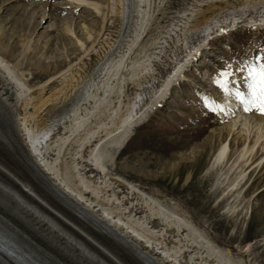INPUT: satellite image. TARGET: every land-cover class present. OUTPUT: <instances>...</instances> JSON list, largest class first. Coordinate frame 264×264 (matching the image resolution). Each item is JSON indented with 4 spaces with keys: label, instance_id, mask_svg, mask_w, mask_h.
I'll use <instances>...</instances> for the list:
<instances>
[{
    "label": "bare ground",
    "instance_id": "6f19581e",
    "mask_svg": "<svg viewBox=\"0 0 264 264\" xmlns=\"http://www.w3.org/2000/svg\"><path fill=\"white\" fill-rule=\"evenodd\" d=\"M71 2L101 22L93 35L83 27L89 47L73 37L84 50L76 63L32 88L19 61L0 53V213L19 230L0 224L54 264H235L109 163L184 78L195 51L238 25L264 26V0ZM54 107L69 110L48 120ZM240 121L232 119L211 167L227 157L234 131L232 145L247 133ZM245 155L243 147L238 156Z\"/></svg>",
    "mask_w": 264,
    "mask_h": 264
},
{
    "label": "rangeland",
    "instance_id": "374dc122",
    "mask_svg": "<svg viewBox=\"0 0 264 264\" xmlns=\"http://www.w3.org/2000/svg\"><path fill=\"white\" fill-rule=\"evenodd\" d=\"M71 1L0 0V53L9 62L19 61L17 73H28L32 88L78 61L84 50L75 47L73 37L90 45L83 27L92 35L100 30L99 17L89 8H73ZM87 1L101 4L104 0ZM240 26L195 51L183 66L184 78L174 81L134 127L124 147L114 152L109 169L168 211H176L173 214L194 227V236L225 249L238 261L235 264H264V131L258 120L264 114L255 108L244 111L239 100L213 83L218 71L231 64L229 87L234 81L236 88L245 90L243 74L235 69L250 57L264 56V26ZM203 96L214 99L223 111L208 110ZM54 108L48 120L69 110ZM235 117L247 132L242 139L263 137L256 146L250 138L241 143L240 137L232 145L238 130L234 131L227 140L231 145L227 157L211 167ZM243 147L246 155L240 159Z\"/></svg>",
    "mask_w": 264,
    "mask_h": 264
},
{
    "label": "snow or ice",
    "instance_id": "6c2138e0",
    "mask_svg": "<svg viewBox=\"0 0 264 264\" xmlns=\"http://www.w3.org/2000/svg\"><path fill=\"white\" fill-rule=\"evenodd\" d=\"M264 56L255 55L241 62L236 72L243 74L242 83L244 89L229 87V77L233 76L231 64H226L225 68L218 71L213 83L218 85L225 93L233 96L244 105V111H251L255 108L264 114ZM204 106L212 111H223V107L209 96H203Z\"/></svg>",
    "mask_w": 264,
    "mask_h": 264
},
{
    "label": "water",
    "instance_id": "95a60500",
    "mask_svg": "<svg viewBox=\"0 0 264 264\" xmlns=\"http://www.w3.org/2000/svg\"><path fill=\"white\" fill-rule=\"evenodd\" d=\"M10 94H11V96H14V92H11ZM0 220H2L3 222H6L7 223L6 218L1 213H0Z\"/></svg>",
    "mask_w": 264,
    "mask_h": 264
}]
</instances>
